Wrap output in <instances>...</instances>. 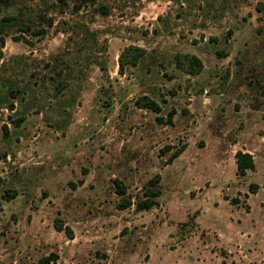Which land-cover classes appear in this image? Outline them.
<instances>
[{
  "label": "rangeland",
  "instance_id": "obj_1",
  "mask_svg": "<svg viewBox=\"0 0 264 264\" xmlns=\"http://www.w3.org/2000/svg\"><path fill=\"white\" fill-rule=\"evenodd\" d=\"M52 251L264 264V0H0V264Z\"/></svg>",
  "mask_w": 264,
  "mask_h": 264
},
{
  "label": "trees",
  "instance_id": "obj_2",
  "mask_svg": "<svg viewBox=\"0 0 264 264\" xmlns=\"http://www.w3.org/2000/svg\"><path fill=\"white\" fill-rule=\"evenodd\" d=\"M15 39H20L22 38L21 36H15ZM188 58L193 61V64H196L198 66H200V59L196 56V55H187ZM135 103L140 106V107H147L150 108L151 110L155 111V112H159L161 109L160 104L153 98L147 96V95H141L139 97L136 98ZM172 114L173 111H169L168 115L166 118H164L163 116L157 115L156 119L159 122H171L172 121ZM15 123H18L17 120H15ZM182 149H178L176 151L173 152V154L169 157V160H171L172 158H174L175 156H177L180 151ZM235 157V162H236V173L237 175H244L246 174L248 169H253L255 167V162H254V158L252 156V154L248 151H243V150H237L234 154ZM113 182L115 185V190L118 194H125L126 193V185L123 183V181H121L118 178H113ZM157 182H158V178L157 177H153L151 179L148 180V183L146 184V188L143 190V196L137 200V202L135 203V208L138 210H145V209H149L152 206L156 205L158 200L157 197L160 194V189L159 187H157ZM249 189L250 191L255 192L257 189V183L255 182H251L249 184ZM14 195V193H10L8 196L12 197ZM132 201L130 198H126V197H122L119 202H118V206L120 208H124L127 207L129 205H131ZM55 227L58 230H62V227L55 224ZM66 231V230H65ZM67 234H71L70 231H66ZM58 257V253L57 252H49L47 254H43L42 256H40L37 259L36 264H56V260Z\"/></svg>",
  "mask_w": 264,
  "mask_h": 264
}]
</instances>
